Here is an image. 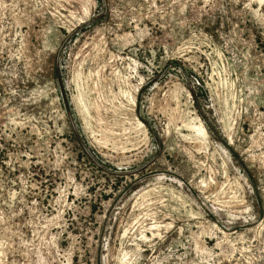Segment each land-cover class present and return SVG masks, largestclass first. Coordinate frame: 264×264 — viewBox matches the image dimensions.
<instances>
[{"label": "rangeland", "instance_id": "obj_1", "mask_svg": "<svg viewBox=\"0 0 264 264\" xmlns=\"http://www.w3.org/2000/svg\"><path fill=\"white\" fill-rule=\"evenodd\" d=\"M0 264H264V0H0Z\"/></svg>", "mask_w": 264, "mask_h": 264}]
</instances>
